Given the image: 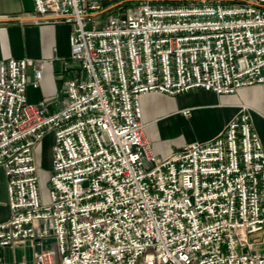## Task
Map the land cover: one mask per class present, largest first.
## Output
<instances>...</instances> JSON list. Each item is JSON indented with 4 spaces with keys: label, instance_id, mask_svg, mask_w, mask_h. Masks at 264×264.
<instances>
[{
    "label": "built area",
    "instance_id": "obj_1",
    "mask_svg": "<svg viewBox=\"0 0 264 264\" xmlns=\"http://www.w3.org/2000/svg\"><path fill=\"white\" fill-rule=\"evenodd\" d=\"M116 1L33 0L36 15L70 26L76 70L57 110L26 98V70L38 81L43 62L0 63L10 210L0 248L28 244L34 264H264L255 247L264 232V152L244 107L213 138L160 159L138 103L149 92L220 95L264 84V0L144 1L87 27ZM48 131L43 202L34 149Z\"/></svg>",
    "mask_w": 264,
    "mask_h": 264
},
{
    "label": "crops",
    "instance_id": "obj_2",
    "mask_svg": "<svg viewBox=\"0 0 264 264\" xmlns=\"http://www.w3.org/2000/svg\"><path fill=\"white\" fill-rule=\"evenodd\" d=\"M179 5L195 0H118L104 4L109 16L123 12L140 2ZM123 2L117 7L115 4ZM103 9V10H104ZM70 26L52 16H38L33 0H0V63L10 58H29L43 62L41 76L34 78L27 69L26 98L31 104L43 102L46 111L60 107L62 82L74 76L76 64L69 58ZM144 135L155 156L170 157L181 146L205 142L217 135L223 126L244 107L252 130L261 141L264 152V84L239 89L234 94H215L192 89L170 96L149 92L139 96ZM189 109L188 115L182 110ZM10 217L5 176L0 167V223ZM34 247L28 244L0 248V264H34Z\"/></svg>",
    "mask_w": 264,
    "mask_h": 264
},
{
    "label": "rangeland",
    "instance_id": "obj_3",
    "mask_svg": "<svg viewBox=\"0 0 264 264\" xmlns=\"http://www.w3.org/2000/svg\"><path fill=\"white\" fill-rule=\"evenodd\" d=\"M128 12H129V9L121 13L125 14ZM115 13H118V12H114L112 14H115ZM106 20H107V16L105 15L93 16L92 21L88 24L87 27H90L91 25H93L95 28H100L106 22ZM52 145H53V133L51 131H48L43 135L42 139L39 141V143L34 149V162L37 165V170H38L39 193H40V197L43 202L48 201V188H49L48 172L51 169ZM251 240L252 242L255 243L256 237H253ZM257 243L258 244L255 246L257 248L256 250L260 252H264V232L259 237Z\"/></svg>",
    "mask_w": 264,
    "mask_h": 264
},
{
    "label": "water",
    "instance_id": "obj_4",
    "mask_svg": "<svg viewBox=\"0 0 264 264\" xmlns=\"http://www.w3.org/2000/svg\"><path fill=\"white\" fill-rule=\"evenodd\" d=\"M122 3H123V2H119V3L115 4L113 7H117V6L121 5ZM103 11H107V9H104ZM103 11H101V12L98 13V14L103 13ZM98 14H97V15H98Z\"/></svg>",
    "mask_w": 264,
    "mask_h": 264
}]
</instances>
